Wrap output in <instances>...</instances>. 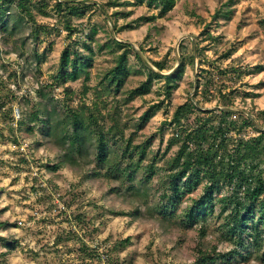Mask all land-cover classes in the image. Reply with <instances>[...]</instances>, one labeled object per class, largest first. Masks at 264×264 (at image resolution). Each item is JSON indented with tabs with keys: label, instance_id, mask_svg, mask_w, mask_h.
Returning <instances> with one entry per match:
<instances>
[{
	"label": "rangeland",
	"instance_id": "374dc122",
	"mask_svg": "<svg viewBox=\"0 0 264 264\" xmlns=\"http://www.w3.org/2000/svg\"><path fill=\"white\" fill-rule=\"evenodd\" d=\"M79 1L102 8L108 0ZM228 1L177 0L175 8L166 14L140 3L127 9L133 11L130 17L116 21L120 28L133 24L141 16L157 15L155 22L144 23L136 29L125 28L116 38L139 49L143 47L149 62L166 61L169 67L175 64L176 46L184 38L179 53L185 55L186 72L170 99L165 98L163 80H155L148 95L130 98V92L147 78V72L132 52L128 55L131 75L116 96L104 99L108 109L102 113L107 116L118 106L120 119L127 122L125 137L133 135V145L152 139L149 160L165 152L167 141L175 130L169 124L172 115L189 98L202 101L205 110H214L222 105L217 93L231 92L233 108L253 116L264 111V0H236L229 8L233 12L230 21L215 20L216 11ZM122 10L109 9L103 15L93 9L82 19L72 18L74 31L71 33L68 24L54 12L49 17L38 16V23L44 29L38 41L29 40L25 48L20 45V36L7 34V44L0 39V223L7 224L0 225V237L19 243L7 255L6 264H193L200 245L216 247L221 252L233 248L219 230L224 221V217L219 216V201L227 188L222 194L215 195L216 208L205 223V237L200 236V225L188 228L177 220L164 230L156 222L158 216L153 209L156 204L152 200L150 207L141 206L139 219L133 220L114 214V211L129 210L109 193L118 184L103 178L82 179L68 167L51 174L46 166L55 163L56 159L49 150L41 126L33 125L34 129L30 130L20 127L17 122L14 111L19 110L20 121L22 114L30 112L32 105L41 101V95L45 93L49 95L46 102L52 111L56 102L62 109L67 87L73 97L69 102L73 108H79L82 103L89 107L94 101L99 103L95 89L101 88L105 75L122 53L111 44L114 22L110 15ZM2 35L0 31V37ZM14 47L19 53L14 52ZM73 47L91 55L93 60L88 69L90 80L86 95L83 93V76L62 87L52 86L62 53ZM87 47H91L92 52ZM21 49L25 51L23 56ZM33 51L40 57L39 64ZM210 74L212 82L208 98L211 102H206L201 93ZM197 90L199 93L194 97ZM159 103H163L160 111L138 129L136 125L142 115ZM106 123V128L112 125L109 119ZM255 135L257 133L251 129L246 137ZM37 142L42 144L40 149ZM123 148L118 145L110 151L117 155ZM177 149L173 147L167 157L172 158ZM23 157L28 164L22 161ZM50 181L56 187L53 188ZM121 184L125 187L127 179L122 178ZM158 187L159 183H156L152 189ZM73 195L79 198L68 208L65 201H70ZM201 195L202 188L190 197L182 198L177 213L180 215L191 205L192 199ZM77 215L84 216L82 222H77ZM65 232H75V241L57 244L58 236ZM81 242L95 249L100 258L94 260L77 251L68 252L67 247L77 249ZM120 243H124V247L119 248ZM6 250L0 243V254ZM250 251H254L252 247ZM238 264L263 263L254 255L247 262L239 261Z\"/></svg>",
	"mask_w": 264,
	"mask_h": 264
},
{
	"label": "trees",
	"instance_id": "16d2710c",
	"mask_svg": "<svg viewBox=\"0 0 264 264\" xmlns=\"http://www.w3.org/2000/svg\"><path fill=\"white\" fill-rule=\"evenodd\" d=\"M236 0H229L214 14V19H232L231 4ZM177 0H108L102 8L96 4L79 0H0V31L3 33V44H7L5 36H20V45L25 48L29 40L37 42L44 29L39 25L37 17H49L54 12L68 24L70 33L74 31L71 26L72 18H84L93 9H98L104 15L109 9H123L110 15L113 20L115 34L118 36L125 28H139L144 23H153L157 15L141 16L126 27H117L119 18L126 19L133 14L128 8L137 7L146 3L149 7L158 8L161 14L172 11ZM95 33V32H94ZM94 33L91 35L94 36ZM111 44L122 53L117 57L116 65L105 75L101 88H97L96 97L99 101L87 106L82 103L79 108H73L70 89H65L64 105L60 108L59 102L52 111L47 104L48 94L41 95L42 100L32 105L30 112L26 111L21 116L18 124L33 130L40 125L43 136L48 139L50 152L56 159L52 165L46 167L51 174H56L64 167H68L82 179L103 178L109 183L118 184L110 189L117 201L126 205L128 211H114V214L131 217L138 220L140 208L143 204L151 205L154 202V212L158 218L156 222L166 230L173 220L179 221L188 228L201 226L200 236L206 235L205 223L208 217L214 214L216 208L215 195L227 192L220 199L219 216L224 217L220 225L224 240L233 247L227 252L218 251L216 247L200 245L197 259L193 264H238L247 262L256 256L264 264V130L256 127L253 121L243 113L227 112L220 108L214 110L203 109L202 101L189 98L184 104L174 111L169 124L174 127V133L167 141L163 155H155L148 159V150L152 139L141 145H133V135L125 137L127 122L119 117L116 106L108 115L102 110L108 109L104 100L109 96H116L131 75L128 65V55L133 53L141 67L147 72L146 80L133 89L130 98L148 95L155 80H163L165 85V98L170 99L174 90L179 88V83L186 72V58L180 53L181 64L170 75H160L148 68L139 57L136 50L122 40L111 37ZM92 52L91 47H87ZM14 52L19 49L14 47ZM20 55L23 56V49ZM144 54L145 50L140 47ZM36 61L40 57L36 51L32 52ZM199 55V53H198ZM22 58V57H21ZM91 55H86L76 48H66L61 55L57 75L54 77L55 88L65 86L68 81H77L83 76V93L87 94V82L90 80L88 69L92 65ZM161 72H169L176 65L169 67L166 61H150ZM236 72V71H235ZM211 74L201 93L206 102H211L209 97ZM198 85H200L198 81ZM199 87V86H198ZM198 90L194 97H197ZM217 96L222 103L221 108H233L234 103L231 92L219 91ZM163 103L154 105L147 110L136 125L140 129L160 111ZM256 119L264 127V111L255 114ZM119 117V119L117 118ZM109 119L112 125L107 126ZM34 125V127H33ZM253 129L257 135L246 137L249 130ZM123 145L121 152L112 154L111 147ZM42 144L37 142V148ZM173 147L177 151L171 158L167 157ZM22 161L28 164L23 157ZM162 164V165H160ZM122 172H124L122 174ZM127 179L123 187L121 179ZM56 187L53 181L49 182ZM159 183L155 190L152 186ZM202 188V195L192 199V203L180 215L177 213L178 205L184 197H190ZM64 200V197H61ZM79 198L73 195L70 201H65L68 208ZM157 202V203H156ZM77 222H82L83 215L75 216ZM6 226V223H0ZM75 232H65L58 236L57 244L75 241ZM79 240V239H78ZM126 242H129L127 240ZM0 243L6 251L0 254V264H6V257L15 250L19 243L9 238H1ZM77 243V242H76ZM77 247V245L75 244ZM119 248L124 247L120 243ZM253 248V252L250 251ZM68 252L77 251L90 259L100 258L96 250L81 242L77 249L67 247ZM114 264V263H112Z\"/></svg>",
	"mask_w": 264,
	"mask_h": 264
},
{
	"label": "water",
	"instance_id": "95a60500",
	"mask_svg": "<svg viewBox=\"0 0 264 264\" xmlns=\"http://www.w3.org/2000/svg\"><path fill=\"white\" fill-rule=\"evenodd\" d=\"M112 33H113V36L116 37V34H115V30L114 28H112ZM117 40H119L118 38H116ZM184 38L180 39L177 46H176V51H175V59H176V65L175 67L169 71V72H161L159 71L157 68H155L148 60L147 58L144 56V54L140 51V49L138 47H136L135 45L133 44H130L132 45V47H134V49L136 50V52L138 53L139 57L141 58V60L144 62V64L150 68L151 70L155 71L156 73L160 74V75H170L172 74L178 67L179 65L181 64V57H180V53H179V46L181 44V42L183 41ZM224 111H227V112H237V113H243L245 115H247L252 121L253 123L256 125L257 128L261 129V130H264L263 127L260 126L259 122L257 121L256 117L251 115L250 113L244 111V110H240V109H237V108H220Z\"/></svg>",
	"mask_w": 264,
	"mask_h": 264
},
{
	"label": "built area",
	"instance_id": "2783aa9c",
	"mask_svg": "<svg viewBox=\"0 0 264 264\" xmlns=\"http://www.w3.org/2000/svg\"><path fill=\"white\" fill-rule=\"evenodd\" d=\"M14 113H15V117L18 121L19 120V110H15Z\"/></svg>",
	"mask_w": 264,
	"mask_h": 264
}]
</instances>
